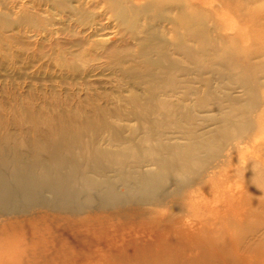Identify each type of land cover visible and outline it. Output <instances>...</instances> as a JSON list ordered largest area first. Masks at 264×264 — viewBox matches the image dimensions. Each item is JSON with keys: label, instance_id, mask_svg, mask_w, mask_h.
Listing matches in <instances>:
<instances>
[{"label": "bare ground", "instance_id": "6f19581e", "mask_svg": "<svg viewBox=\"0 0 264 264\" xmlns=\"http://www.w3.org/2000/svg\"><path fill=\"white\" fill-rule=\"evenodd\" d=\"M24 3L29 27L56 18L89 60L103 50L122 63L147 113L176 127L201 123L196 111L218 118L209 137L183 143L157 127L128 148L36 146L40 175L21 187L23 207L0 192V264H264V0ZM113 32L120 46L97 39ZM42 153L68 170L52 174Z\"/></svg>", "mask_w": 264, "mask_h": 264}, {"label": "rangeland", "instance_id": "374dc122", "mask_svg": "<svg viewBox=\"0 0 264 264\" xmlns=\"http://www.w3.org/2000/svg\"><path fill=\"white\" fill-rule=\"evenodd\" d=\"M22 6L29 9L24 0H0V19L18 22V26L0 28V192L6 190V204L15 205L19 198L23 207L21 187L39 177L33 159L36 146L71 145L82 151L128 148L134 146L133 136L150 137L155 128L163 141L183 143L188 135L207 138L216 127L209 121L218 118L214 112L196 111L201 123H181V127L175 126L173 117L147 113L140 95L144 85L127 75L122 63L106 59L103 50L98 51V59L89 60L77 46L73 30L56 18L46 21L41 16L42 27H29L20 21ZM97 39L116 46L123 43L115 32ZM191 87L198 90L201 84ZM39 157L52 158L57 167L64 158L45 153ZM57 167L52 174L69 168ZM30 192L42 197L35 188ZM257 207L263 209L264 203ZM260 231L256 236L251 232L249 238L260 236Z\"/></svg>", "mask_w": 264, "mask_h": 264}]
</instances>
